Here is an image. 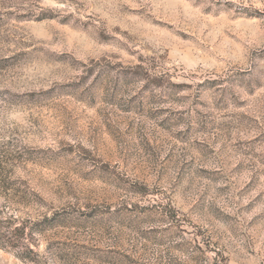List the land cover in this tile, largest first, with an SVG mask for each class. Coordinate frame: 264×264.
I'll return each instance as SVG.
<instances>
[{
  "label": "rangeland",
  "instance_id": "374dc122",
  "mask_svg": "<svg viewBox=\"0 0 264 264\" xmlns=\"http://www.w3.org/2000/svg\"><path fill=\"white\" fill-rule=\"evenodd\" d=\"M0 264H264V0H0Z\"/></svg>",
  "mask_w": 264,
  "mask_h": 264
},
{
  "label": "trees",
  "instance_id": "16d2710c",
  "mask_svg": "<svg viewBox=\"0 0 264 264\" xmlns=\"http://www.w3.org/2000/svg\"><path fill=\"white\" fill-rule=\"evenodd\" d=\"M15 230H10L9 231V229H6V231L5 232H3V233H1V235H6V236H9V237H11L12 235H13V232H14ZM7 238V237H6ZM8 240V239H7Z\"/></svg>",
  "mask_w": 264,
  "mask_h": 264
}]
</instances>
